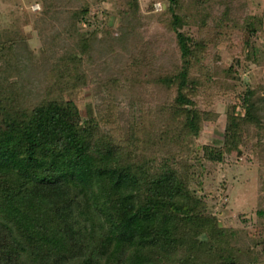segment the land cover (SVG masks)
<instances>
[{
	"label": "trees",
	"instance_id": "obj_1",
	"mask_svg": "<svg viewBox=\"0 0 264 264\" xmlns=\"http://www.w3.org/2000/svg\"><path fill=\"white\" fill-rule=\"evenodd\" d=\"M119 1L131 25L116 39L90 2L40 0L35 28L56 53L47 85L34 81L25 38L0 47V264H264V192L256 222L239 215L232 227L204 196L212 163L263 160L264 86L248 82L223 147L192 148L222 114L197 98L208 106L212 86L242 89L241 67L260 65L246 9L241 18L224 0L213 16L204 0H167L177 58L165 66L143 39L141 0ZM221 46L235 62H220ZM119 74L127 86L149 78L174 95L162 106V143L148 150L136 133L116 136V111L86 116L68 96L93 84L120 93Z\"/></svg>",
	"mask_w": 264,
	"mask_h": 264
},
{
	"label": "rangeland",
	"instance_id": "obj_2",
	"mask_svg": "<svg viewBox=\"0 0 264 264\" xmlns=\"http://www.w3.org/2000/svg\"><path fill=\"white\" fill-rule=\"evenodd\" d=\"M83 1L91 3V10L96 19L110 26L116 39L125 36L128 26L131 25L127 14H122L125 5L119 0H106L103 4H96L93 0ZM166 1L141 0V19L144 23L141 33L145 42L159 46L160 63L172 66L171 64L177 58V47L172 39L174 35L171 25L172 15L166 8ZM204 1L213 16L223 13L224 0ZM158 4L162 5V9ZM229 6L231 13L241 18L242 10L246 9L249 16L247 22L256 28L253 40L259 46L260 65H257L262 71L257 68V65H251L246 74L241 67V76L243 75L244 78L242 89L221 91L220 85L212 86L210 91L215 95L208 106L202 99L197 98L202 107L222 114L216 121H210L204 125L197 144H193L192 148H198L199 145L223 147L225 119L227 114L233 111L234 106H241L245 91L254 86L248 82L251 80L254 84L260 83L264 86V75H262L264 74V0H235L234 2L231 0ZM41 11L40 0H0V47H8L15 39L25 38L33 53L28 67L35 69V72L32 71L35 76L34 81L40 85H47L52 79L51 60L54 59L56 53L45 49L44 45L49 42H44L35 28V14ZM106 26L99 28L101 34ZM182 28L184 29L185 25ZM237 38L238 35L235 36V42ZM226 48V46L219 47L220 62L231 64L235 62V56ZM211 56L217 64V55L212 54ZM127 85L122 74L119 76L118 84L120 93L114 95L107 86L98 88L93 84L71 91L68 96L78 102L86 116L95 114L104 118L102 112L116 111L118 114L117 126L114 129L116 136L136 133L137 138L134 141L138 144L144 143L145 150H148L162 143L169 117L162 106L170 104L174 95L159 81H152L149 78L140 80L136 86L135 82L132 84L134 86ZM240 93L242 97H239ZM239 110L244 114L241 107L238 108V112ZM251 138L256 139L255 136ZM195 153L198 152L195 151ZM262 156L263 160L260 161L256 154L235 155L229 157L225 163H212L209 167L211 171L206 174L204 196L209 208L220 217L223 226H235L239 215L252 218L254 223L256 222L258 200L264 192V151Z\"/></svg>",
	"mask_w": 264,
	"mask_h": 264
},
{
	"label": "crops",
	"instance_id": "obj_3",
	"mask_svg": "<svg viewBox=\"0 0 264 264\" xmlns=\"http://www.w3.org/2000/svg\"><path fill=\"white\" fill-rule=\"evenodd\" d=\"M257 68H258L260 71H262V69H261V68H259V67H258V65H257ZM262 75H264V74H262Z\"/></svg>",
	"mask_w": 264,
	"mask_h": 264
},
{
	"label": "built area",
	"instance_id": "obj_4",
	"mask_svg": "<svg viewBox=\"0 0 264 264\" xmlns=\"http://www.w3.org/2000/svg\"><path fill=\"white\" fill-rule=\"evenodd\" d=\"M159 5V7H161V9H162V5L161 4H158Z\"/></svg>",
	"mask_w": 264,
	"mask_h": 264
}]
</instances>
